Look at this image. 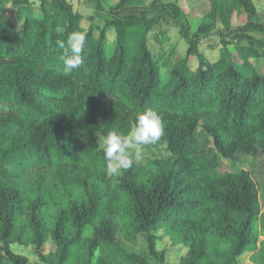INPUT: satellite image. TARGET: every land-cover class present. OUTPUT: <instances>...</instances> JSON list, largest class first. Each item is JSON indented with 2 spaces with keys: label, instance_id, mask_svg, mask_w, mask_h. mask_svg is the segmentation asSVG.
Returning a JSON list of instances; mask_svg holds the SVG:
<instances>
[{
  "label": "trees",
  "instance_id": "16d2710c",
  "mask_svg": "<svg viewBox=\"0 0 264 264\" xmlns=\"http://www.w3.org/2000/svg\"><path fill=\"white\" fill-rule=\"evenodd\" d=\"M205 1L192 31L161 0L135 14L134 0L98 4L85 28L70 0H0V264H38L13 244L41 264H165L159 231L187 249L179 264H238L258 245L264 264V179L262 193L249 171H220L264 157V21L251 0ZM233 13L246 23L212 61L199 45ZM167 20L187 43L177 61L149 46ZM73 32L87 35L83 63L65 76L59 42ZM149 107L168 157L109 174L104 137L129 135ZM141 235L150 258L118 243Z\"/></svg>",
  "mask_w": 264,
  "mask_h": 264
},
{
  "label": "rangeland",
  "instance_id": "374dc122",
  "mask_svg": "<svg viewBox=\"0 0 264 264\" xmlns=\"http://www.w3.org/2000/svg\"><path fill=\"white\" fill-rule=\"evenodd\" d=\"M156 0H134V3L130 5L128 13H139L142 9L149 7ZM229 2L230 0H224ZM254 4L257 16L256 21H264V0H251ZM75 11L79 12L83 17L82 26L85 28L88 26L87 17L95 12V7L99 4L103 9H108L116 5L119 0H70ZM162 3H176L180 11L181 22L188 26L190 30L195 31L198 27L200 18L208 11L209 5L205 0H161ZM23 13V10H21ZM155 12H151L148 16H155ZM96 23L101 24L96 20ZM246 23V17L243 14L233 13L230 16V23L224 25L220 20L217 22L216 30L214 33L210 34L208 37L204 38L199 45V50L207 56L208 59L214 61L218 58L221 49H225L229 53L233 52V49L237 43L234 35L241 31V28ZM162 33V34H161ZM152 35H157L160 38L159 42L152 38ZM163 35V36H162ZM227 41L228 44L222 42ZM234 41L233 44H229ZM264 41V40H263ZM205 43H210L214 46V49L209 48ZM240 45H245L241 42ZM149 46L153 54L157 57L159 55H168L172 50L175 51L174 60L177 61L186 55L187 43L182 38L179 28L171 20L167 22L160 23L157 25L153 33L149 38ZM191 62H195V58H190ZM261 68L264 72V61H261ZM103 146V143H102ZM141 159L135 161L134 163L138 166H145L150 161L164 160L168 157L165 151L164 145L149 144L143 146L141 149ZM242 170L249 171L253 176L255 182L257 183L260 191L261 185L264 179V157L254 160L253 157H244L240 163L235 164L233 167L230 163L224 162L221 167V172H240ZM262 212L264 211V201H261ZM156 235L161 239L157 242L156 248L159 251L165 252V264H179L180 260L187 255V249L183 246H172L170 240L163 236V232H156ZM146 235H141L138 237L135 245H129L124 241L122 237H118L119 245L128 253H135L141 256L150 258L147 253L146 248ZM262 238H259V242ZM258 249L255 251L246 252L241 257H239L238 264H261L263 258L261 252ZM11 249L18 255L25 256L31 263H39L38 258L34 255V249L32 247H23L16 244L11 245ZM44 253H49L53 251V246L47 242L43 247Z\"/></svg>",
  "mask_w": 264,
  "mask_h": 264
},
{
  "label": "clouds",
  "instance_id": "9594fccd",
  "mask_svg": "<svg viewBox=\"0 0 264 264\" xmlns=\"http://www.w3.org/2000/svg\"><path fill=\"white\" fill-rule=\"evenodd\" d=\"M86 39V33L73 32L69 34L66 42H59V47L64 49L61 60L65 76L83 63L82 53ZM164 132L161 114L151 107L136 115L134 128L129 135H123L118 130L108 132L103 140L107 172L116 175L131 167L135 161L141 159L142 147L158 142Z\"/></svg>",
  "mask_w": 264,
  "mask_h": 264
}]
</instances>
